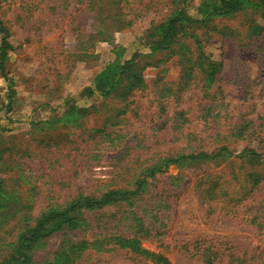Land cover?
Masks as SVG:
<instances>
[{
    "label": "rangeland",
    "instance_id": "rangeland-1",
    "mask_svg": "<svg viewBox=\"0 0 264 264\" xmlns=\"http://www.w3.org/2000/svg\"><path fill=\"white\" fill-rule=\"evenodd\" d=\"M210 1L0 0V264L74 201L10 264H264V18ZM130 59L139 83L95 89Z\"/></svg>",
    "mask_w": 264,
    "mask_h": 264
},
{
    "label": "trees",
    "instance_id": "trees-1",
    "mask_svg": "<svg viewBox=\"0 0 264 264\" xmlns=\"http://www.w3.org/2000/svg\"><path fill=\"white\" fill-rule=\"evenodd\" d=\"M256 6L261 8V16L264 18V0H212L206 6L202 18L199 20L200 22H207L210 18L215 15H227L234 11L244 8L245 6ZM187 18L184 16V11L181 9L175 15L171 16L167 19V21L158 28V39L156 44L159 47L167 46L171 44L174 38L177 36V33L181 30V28L185 25ZM0 33L2 34L0 40V61L1 63L4 61L7 50H12L11 45L8 42V30L3 25L2 21L0 20ZM202 54V53H201ZM202 57V55H200ZM207 59L205 56L203 57ZM199 60L202 61V58ZM198 60V61H199ZM208 61V60H207ZM135 63H133L132 59L123 61L119 65L113 68V71L107 76L104 80H99L95 83V89L106 93L112 90L115 83L118 81L117 79H129V86L133 87L136 83H139L140 77L136 71H133L132 67ZM208 68L206 69L208 73V77L211 78L214 73H216L220 68L219 62H207ZM202 65V64H200ZM196 156H204L201 152H199ZM194 155H182L174 160H167L166 163L170 161H178L181 159L187 158H195ZM125 192H116L110 191L102 196L101 199L95 200L93 203L101 204L103 203L106 198L112 195H123ZM78 202L74 201L71 203L67 208L63 210H50L41 214L38 218L36 223L33 227L28 228L22 231L14 246L13 254L7 258L2 264H10L13 261H17L21 257L24 256L23 247L26 246L27 242L31 239L41 238L46 236L52 230L59 228L62 224L67 223L68 225L72 226V219L68 215V212L75 206ZM92 204V202L90 203ZM51 220H56L55 226L51 227L49 230L44 231L43 225L49 223Z\"/></svg>",
    "mask_w": 264,
    "mask_h": 264
}]
</instances>
